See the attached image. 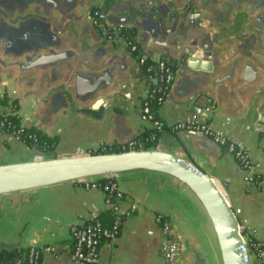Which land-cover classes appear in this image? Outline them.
I'll use <instances>...</instances> for the list:
<instances>
[{
  "label": "crops",
  "instance_id": "1",
  "mask_svg": "<svg viewBox=\"0 0 264 264\" xmlns=\"http://www.w3.org/2000/svg\"><path fill=\"white\" fill-rule=\"evenodd\" d=\"M24 1L0 0V11L10 10L14 19L25 8ZM40 1H48L50 12L70 27L54 32L53 41L34 35L20 46L5 40L4 26L18 24L8 23L0 12V110L14 109L22 125L55 142L46 158L80 155L102 143L121 145L150 128L141 119L140 105L155 79L138 57L152 63L166 60L175 77L156 107L157 116L168 126L196 119L242 143L252 171L262 177L260 187L248 188L234 156L206 135L166 128L158 136L159 148L193 161L215 179L243 231L264 244V0H195L186 11L181 8L185 0H98L100 7L112 5L106 15L128 17L144 28L143 33H148L149 18L142 20L130 11L143 9V2L155 11L159 7L158 14H180L174 25L170 18L159 44L151 39L140 42L133 28L131 36L138 45L134 52L125 42L126 30L112 36L111 47L91 37L89 14L95 13V0ZM125 8L127 13L119 11ZM38 15L32 20L41 26ZM191 49L192 55L202 53L198 62L208 69L183 67L184 59L194 57L186 54ZM43 56L49 61L28 65ZM35 147L0 132V164L33 160ZM114 178L124 194L122 211L135 208L123 214L118 237L101 244L97 264H165L159 214L176 227L179 264H222L212 225L181 182L146 170ZM108 213L104 191L77 181L1 194L0 246L7 251L14 245L52 246V251L42 252V264H76L70 257V228L93 216L108 219Z\"/></svg>",
  "mask_w": 264,
  "mask_h": 264
},
{
  "label": "water",
  "instance_id": "2",
  "mask_svg": "<svg viewBox=\"0 0 264 264\" xmlns=\"http://www.w3.org/2000/svg\"><path fill=\"white\" fill-rule=\"evenodd\" d=\"M38 1L25 0L22 5L25 8H21L14 19L10 17V10L0 11L1 13L3 12V17L8 23L18 24L17 27H10L8 24L4 26L6 41L22 46L25 42L30 41V37L34 35L45 40V42L48 40L53 41L54 32L66 31L67 27H70V24L63 26L61 24L62 19H58L57 15L50 12L48 1ZM194 1L185 0L186 3L181 7L182 10L186 11L188 7L195 4ZM143 3L146 4L141 9L138 8L139 6L136 8V3L133 1L132 7L140 9V11L135 12L134 10L136 9L130 11L139 15L140 19L145 16L149 18L148 33L141 32V29L144 28L139 26L137 22L131 21L128 17L114 19L113 16L106 15L105 10L112 5L100 7L98 0H95L93 3L95 13L94 15L89 14L91 37L99 40L100 45H109L111 47L113 45L112 36L122 35L125 30L131 31L130 34H132L134 33L132 29L136 28V35L140 42L151 39L154 44L162 43L160 34H166L170 18L172 17V24L174 25L180 14L172 16L175 10H169L170 12L168 11L166 15L164 13L158 14L159 7L155 11L151 8V3ZM27 9H30V12H26ZM119 11L127 13L128 9H119ZM40 13L42 16L38 15ZM36 15L43 18L41 26L35 24L32 20ZM57 20L59 23H57ZM172 29H174L173 26ZM172 29H169V31H172ZM194 51L191 49L186 52L187 56L194 57L184 59L183 67L208 69L207 64L198 62L202 57V53L192 55ZM47 61H49V58L43 56L34 62H29L28 65L38 67ZM150 86L151 83L148 88ZM88 88L89 91L95 89V87ZM78 93H82V90L80 89ZM186 132L191 135H204L201 131L188 130ZM214 143L220 147L216 142ZM24 144L27 145L26 143ZM35 149L38 152L43 151L41 146H36ZM133 170L163 173L181 182L194 195L205 211L215 233L222 264H251L239 217L232 209L220 185L196 163L175 152L152 148L98 154L86 153L67 157H50L40 160L33 159L0 164V195L69 181L115 176L119 173ZM2 251L6 255L4 264H8L11 253L5 249H2Z\"/></svg>",
  "mask_w": 264,
  "mask_h": 264
},
{
  "label": "built area",
  "instance_id": "3",
  "mask_svg": "<svg viewBox=\"0 0 264 264\" xmlns=\"http://www.w3.org/2000/svg\"><path fill=\"white\" fill-rule=\"evenodd\" d=\"M125 42L130 51H136L138 45L132 36H125ZM138 62L144 67L145 71L155 79V82L151 84L141 101V119L148 123L151 129H155L159 133L166 128L172 132L188 130L203 132L204 135L211 138L218 145L225 146L227 151L234 156L238 165L245 171L244 179L248 188L260 185V182L255 179L256 174L252 171V162L250 161L248 151L242 143L231 139L224 132L213 129L206 123L196 119H182L168 126L157 116L156 107L160 106L164 101L166 93L174 80L175 69L169 62L163 59H159L155 63H152L148 62L145 57L139 56ZM0 132L8 133L24 143H30L29 145L31 146H41L43 151L36 152L34 156L36 160L46 158L50 153V148L55 145L54 141L41 138L34 132H30L28 127L22 125V123H20V117L14 109L10 112H2L0 110ZM145 140L158 141V136L155 132H151ZM145 140L140 137L130 139L118 145L116 152L145 149ZM106 145L107 144L102 143L99 147L104 148ZM154 147L159 148L158 143H156ZM109 150H112V147ZM86 153H91V150L82 154ZM103 178L106 179L105 183L97 181L96 178L84 179L81 182H83L86 187H97L104 191L105 200L113 215L112 222L110 225H106L100 218L93 216L81 220L70 228L74 240L73 248L70 251V257L76 264H97L101 244L114 241L118 237L121 232L123 214H129L134 211L135 208V206H131L130 209L127 210L128 212L122 211L120 202L124 194L119 189L114 176H103ZM156 221L160 224L161 230L165 235V240L160 247V254L165 264H179L181 242L176 232V227L170 219L160 214L156 216ZM241 230L243 229L241 228ZM243 238L247 246L251 264H264V244L250 237L247 231L243 234ZM29 246L27 263L23 262L22 259H17L12 264H42V252L53 250L52 246Z\"/></svg>",
  "mask_w": 264,
  "mask_h": 264
},
{
  "label": "trees",
  "instance_id": "4",
  "mask_svg": "<svg viewBox=\"0 0 264 264\" xmlns=\"http://www.w3.org/2000/svg\"><path fill=\"white\" fill-rule=\"evenodd\" d=\"M131 31H126L125 32V35H130L131 36ZM155 108V106H154ZM28 130L30 132H34L35 134H37L38 136H40L41 138H45V139H48L46 138L45 136H42L40 133H38L36 130L32 129V128H28ZM151 132H155L157 136H159V132L156 131L155 129H147L145 130L143 133H141L140 135H138V137L142 138L143 140H145L148 135L151 133ZM50 140V139H48ZM50 141H53V140H50ZM157 143V140H154V141H146L145 140V149L147 148H153L155 146V144ZM28 144V143H26ZM30 144V143H29ZM28 144V145H29ZM117 146L118 145H115V144H111V145H106L104 148H101V147H98L97 149L91 151V154H98V153H108V152H116L117 151ZM112 147V150H109L110 148ZM222 148V150L224 151H227L226 147L225 146H220ZM54 149V146L52 148H50V154L52 152V150ZM241 167V166H240ZM242 168V167H241ZM255 179L260 182L262 180V177L259 176L258 174H256L255 176ZM97 181L99 182H102V183H105L106 179H104L103 177H100V178H96ZM79 183H83L81 181H77ZM256 187H260V185H256ZM109 217L108 219H105L104 217L102 216H96L98 218H100L102 221H104V223L106 225H110V223L112 222V212L111 210H109V213H108ZM105 219V220H104ZM245 233V230L243 231L242 230V234ZM74 241V240H73ZM74 245V243H73ZM6 246V245H4ZM3 246H0V264H4L5 260H6V255L5 253L2 251V248ZM29 249H30V246H21V245H14V246H11L10 249H9V252L11 253V256H10V259H9V262L8 264H12L14 263L17 259H22L23 262L27 263V253L29 252Z\"/></svg>",
  "mask_w": 264,
  "mask_h": 264
},
{
  "label": "rangeland",
  "instance_id": "5",
  "mask_svg": "<svg viewBox=\"0 0 264 264\" xmlns=\"http://www.w3.org/2000/svg\"><path fill=\"white\" fill-rule=\"evenodd\" d=\"M158 142V141H157ZM155 148V147H154Z\"/></svg>",
  "mask_w": 264,
  "mask_h": 264
}]
</instances>
